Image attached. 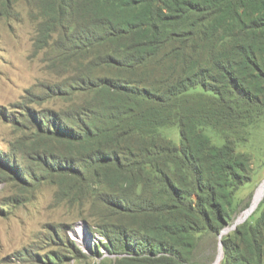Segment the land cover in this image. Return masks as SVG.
<instances>
[{
	"label": "trees",
	"instance_id": "1",
	"mask_svg": "<svg viewBox=\"0 0 264 264\" xmlns=\"http://www.w3.org/2000/svg\"><path fill=\"white\" fill-rule=\"evenodd\" d=\"M51 2L41 28L66 19L73 25L68 31L83 32L90 49H109L89 74L108 69L118 76H88V89L144 106L108 156L95 150L89 157L92 165L108 164L122 175L121 187L134 181V195L148 189L143 199L126 193L112 198L121 213L140 220L129 236L117 226L107 240L113 261L192 264L200 238L230 225L235 192L247 181L249 160L236 151L233 136L264 120V0ZM165 124L178 127L179 146L158 134ZM84 129L72 141L92 139L91 129ZM210 133L222 143H214ZM119 141L130 157L127 164L115 151ZM259 227L264 231V224ZM259 227L249 228L250 238L235 229L245 254L239 244L229 252L222 235L219 264H264Z\"/></svg>",
	"mask_w": 264,
	"mask_h": 264
},
{
	"label": "rangeland",
	"instance_id": "2",
	"mask_svg": "<svg viewBox=\"0 0 264 264\" xmlns=\"http://www.w3.org/2000/svg\"><path fill=\"white\" fill-rule=\"evenodd\" d=\"M52 9L51 0H0V264H116L107 240L117 226L129 236L140 220L121 213L112 198L126 193L143 199L148 189L134 195V181L121 187L122 175L111 165H92L89 157L95 150L108 156L114 140L127 131V121L138 123L132 116L144 106L88 89L83 81L88 76H118L108 69L89 74L109 49H90L83 32L68 31L73 25L66 19L41 28L43 15ZM48 28L56 31L50 35ZM85 127L94 133L92 139L72 141ZM157 132L172 146L180 145L176 125L165 124ZM233 137L236 151L249 163L229 226L252 207L264 181V120ZM210 138L222 143L217 133ZM115 151L126 164L130 161L120 141ZM262 224L264 194L236 230L250 238L249 228ZM236 230L222 238L228 239L229 252L239 244L245 254ZM220 242L216 233L203 235L192 264H213ZM221 252L220 263L223 245Z\"/></svg>",
	"mask_w": 264,
	"mask_h": 264
},
{
	"label": "water",
	"instance_id": "3",
	"mask_svg": "<svg viewBox=\"0 0 264 264\" xmlns=\"http://www.w3.org/2000/svg\"><path fill=\"white\" fill-rule=\"evenodd\" d=\"M264 183V181L262 182V184ZM261 184V186H262ZM260 186V187H261ZM250 207L241 215L239 216L234 223L231 226H228L226 228H224L221 233L219 234V238H221L222 235L229 233L230 231H233L236 229V227L240 224H242L251 214L253 211H249ZM221 242L219 243V251H218V255L220 254V257L217 256L216 260L219 258L218 262L215 260V262L213 264H215L217 262V264L220 263V260L222 258V252H221Z\"/></svg>",
	"mask_w": 264,
	"mask_h": 264
},
{
	"label": "bare ground",
	"instance_id": "4",
	"mask_svg": "<svg viewBox=\"0 0 264 264\" xmlns=\"http://www.w3.org/2000/svg\"><path fill=\"white\" fill-rule=\"evenodd\" d=\"M264 194V184L260 187V189L258 190L255 200L253 202L252 207L249 209V211H253V209L256 207V205L258 204V202L260 201V199L262 198ZM218 257H220V254L218 255ZM219 258L216 260L218 262ZM217 262L215 264H217Z\"/></svg>",
	"mask_w": 264,
	"mask_h": 264
}]
</instances>
